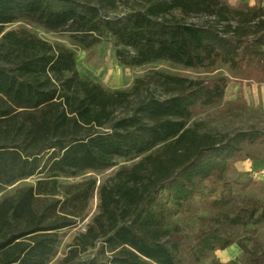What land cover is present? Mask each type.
I'll use <instances>...</instances> for the list:
<instances>
[{"label":"trees","instance_id":"1","mask_svg":"<svg viewBox=\"0 0 264 264\" xmlns=\"http://www.w3.org/2000/svg\"><path fill=\"white\" fill-rule=\"evenodd\" d=\"M117 3L0 0V194L35 179L0 199V264H48L60 232L86 217L96 194L97 211L62 264H184L183 256L201 259L234 243L247 249L217 227L196 229L195 241L185 245L178 228L168 225L190 202L229 204L226 173L243 144L260 137L208 131L197 119L223 100L230 78L153 71L130 90L110 89L80 73L76 49L89 54L108 36L127 68L159 61L208 72L228 66L235 77L249 69L262 84L264 4L151 0L125 15L103 13ZM16 22L67 33L71 46L25 25L10 28ZM120 158L133 162L103 179L93 174ZM106 253L107 261L100 257Z\"/></svg>","mask_w":264,"mask_h":264},{"label":"rangeland","instance_id":"2","mask_svg":"<svg viewBox=\"0 0 264 264\" xmlns=\"http://www.w3.org/2000/svg\"><path fill=\"white\" fill-rule=\"evenodd\" d=\"M151 0H118L116 7H108L103 13L110 16L125 15L135 9L144 8ZM233 6L263 5L264 0H227ZM27 26L32 32L48 39L51 42H62L71 46L67 33H50L37 25L16 22L10 28ZM114 42L111 37L104 39L95 46L91 53L76 49L78 69L84 76L110 89L130 90L136 78L146 76L153 71H162L169 74L184 76L192 79H211L219 76L230 78L223 100L213 106L202 109L197 119L204 121V129L217 133L231 135L242 131H254L259 134L255 142L243 144L242 156L235 160L226 173L224 188L231 190L232 201L223 207H215L209 203L193 201L186 204L174 214L168 225L175 226L185 245L195 241L194 231L198 228L208 229L217 227L234 240L246 246V250L237 243L224 250L208 252L201 259L193 256H183L184 264H264V83L258 84L249 77V69L242 72L241 77H235L228 66H223L214 72L202 68H187L168 61L149 63L135 68L119 65L113 52ZM253 67L259 66L257 62ZM248 156H254L248 158ZM119 165L110 169L93 173L98 179H103L119 168L121 164H131L133 161L118 159ZM89 175V174H87ZM82 177H78L80 179ZM73 179V178H72ZM35 179H27L8 187L0 194L13 191L17 186L34 183ZM98 196L95 195L84 219L75 227L63 229L60 232V243L56 254L48 264H62V259L69 250L74 237L86 228L87 223L97 211ZM257 209L254 214L253 210ZM239 217L241 223H232L224 220ZM223 221L219 222L217 219ZM174 237L168 239V244ZM98 250H89L81 255L87 259ZM263 254V260H256L253 254ZM110 253L101 254V259L107 261Z\"/></svg>","mask_w":264,"mask_h":264}]
</instances>
